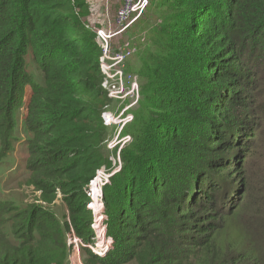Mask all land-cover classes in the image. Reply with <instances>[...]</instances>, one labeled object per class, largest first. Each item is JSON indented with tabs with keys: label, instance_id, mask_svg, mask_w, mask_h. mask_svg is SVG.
<instances>
[{
	"label": "trees",
	"instance_id": "16d2710c",
	"mask_svg": "<svg viewBox=\"0 0 264 264\" xmlns=\"http://www.w3.org/2000/svg\"><path fill=\"white\" fill-rule=\"evenodd\" d=\"M149 4L141 99L109 149L88 1L0 0V171L30 87L24 171L44 203L0 200V264H68L69 232L93 242L89 181L119 164L102 197L112 247L80 245L86 264H264V0Z\"/></svg>",
	"mask_w": 264,
	"mask_h": 264
},
{
	"label": "rangeland",
	"instance_id": "374dc122",
	"mask_svg": "<svg viewBox=\"0 0 264 264\" xmlns=\"http://www.w3.org/2000/svg\"><path fill=\"white\" fill-rule=\"evenodd\" d=\"M87 1L89 4V10L88 15L83 19V21L86 23L85 26L87 29L94 31L96 35V43L99 46L103 44L102 49L105 56L103 55V52L102 55L104 57V69L106 71L105 74L103 73V76H105V79L103 80L106 81H104L105 86H103L102 89L105 90L107 96L112 99L109 108L103 113L110 116L112 121L111 124L117 126L118 131L116 132V127L112 126V129L114 128L113 132L114 134L116 132V134L107 144V148L111 149L114 144L127 138V136H125L118 139V137H121L119 134L120 130L125 123L130 122L133 119L134 111L138 108L142 95L141 85L143 83V80L138 74L143 61L140 53L143 49V45L147 42L148 32L151 25L156 22V17L154 15H147L148 10L150 9L148 0L146 9L135 21V23L130 25L126 30L119 32V28L116 29L113 25L112 18L115 10L119 7L122 0ZM99 35L106 37V42L100 40ZM128 51H131V53L123 61L117 63L114 58H116L118 54L126 53ZM26 62L28 65L27 71L31 77H38L36 74L37 71L34 68L35 61L30 50L26 56ZM30 92V87H28L26 89V95L24 96L21 107L14 114L15 129L13 136L15 137V140L8 154L10 164L0 171V200L7 201V199H9L14 200V202L23 201V203L43 205L44 203L41 201V192L37 191L35 186L30 184V180L24 171L27 159H33L24 146V142L32 138V135L28 131L24 122V107ZM125 119L128 120L123 123ZM115 162H117V159ZM255 163L262 167L261 163ZM19 171L23 173V177L20 176ZM111 171H113V169ZM111 171L105 170L106 173ZM230 171L233 172L232 170ZM246 180L249 183L250 189L255 192L257 190H255L254 187L263 186V175L257 172L256 167L250 168L249 179L247 177ZM95 187L98 186L96 185ZM60 199L61 196L59 194L54 204L50 205L51 207L54 206L57 217H61V215L64 214L66 215V211L62 208V202ZM99 214L101 216L103 215V220L106 219L107 215L104 213L102 208ZM100 230L101 227L99 231ZM70 235L71 233L69 232L67 234V242L69 245L68 264H86V257L83 256L80 247H78L77 256L76 249L73 248L72 243L69 244ZM109 238L110 237L107 235L105 240L107 241ZM94 242L96 241L94 240ZM128 264L136 263L130 262Z\"/></svg>",
	"mask_w": 264,
	"mask_h": 264
},
{
	"label": "built area",
	"instance_id": "2783aa9c",
	"mask_svg": "<svg viewBox=\"0 0 264 264\" xmlns=\"http://www.w3.org/2000/svg\"><path fill=\"white\" fill-rule=\"evenodd\" d=\"M147 5H148L147 0H122L120 6L117 8L112 18L113 25L116 27V29L119 28V32L126 30L130 25H132L139 18V16L146 9ZM99 37H100V40L106 42V37H104L103 35H99ZM102 47H103V44L100 46V48L102 49ZM102 52H103V49H102ZM130 53L131 51H128L126 53H120L114 59L116 60L117 63H119L123 61ZM103 55L105 56L104 52H103ZM103 55L101 54V57H100V69H101L102 74L103 73L105 74L106 71L104 69ZM104 79H105V76H104ZM104 81L106 80L102 81L101 83L102 87L105 86ZM101 117L103 119V122L106 125L111 124L112 121L108 114L103 113ZM127 120L128 119H125L123 123H125ZM127 138L122 139L123 141L120 140L122 141V144L125 143ZM113 146H115V144ZM118 161H119V158H118ZM119 166L120 164L117 167H115L113 171L107 172V173L105 172L106 169H103V168L97 170L95 176L89 181L85 189V193L87 197L89 198V201L87 202L86 206L92 212V215H93V220H92L90 227L93 230L94 238L91 244L85 245L74 234V232L71 231V235L69 236V244L72 243L73 248L76 249L77 256H78V247H80V245L89 248L94 254L101 256V257L104 256L109 251V249L112 247L111 239L109 238V240L107 241L105 240V238L107 237L106 235L107 233H105V231L107 232L106 223H104L106 219L103 220V215L101 216L99 213H100L101 208L102 210H104V205L102 201L103 187L104 185L108 183L110 176L114 172L119 170ZM95 180H97L98 187H93V183ZM95 188H96V192H95ZM100 227H101V230L99 231ZM94 240L96 242H94Z\"/></svg>",
	"mask_w": 264,
	"mask_h": 264
},
{
	"label": "bare ground",
	"instance_id": "6f19581e",
	"mask_svg": "<svg viewBox=\"0 0 264 264\" xmlns=\"http://www.w3.org/2000/svg\"><path fill=\"white\" fill-rule=\"evenodd\" d=\"M95 192H96V188H95Z\"/></svg>",
	"mask_w": 264,
	"mask_h": 264
},
{
	"label": "clouds",
	"instance_id": "9594fccd",
	"mask_svg": "<svg viewBox=\"0 0 264 264\" xmlns=\"http://www.w3.org/2000/svg\"><path fill=\"white\" fill-rule=\"evenodd\" d=\"M92 252V251H91ZM101 257V256H100ZM103 257V256H102Z\"/></svg>",
	"mask_w": 264,
	"mask_h": 264
}]
</instances>
